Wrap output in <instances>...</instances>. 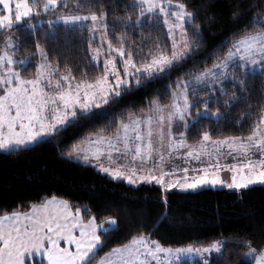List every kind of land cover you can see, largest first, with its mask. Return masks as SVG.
Segmentation results:
<instances>
[{"label":"snow or ice","instance_id":"6c2138e0","mask_svg":"<svg viewBox=\"0 0 264 264\" xmlns=\"http://www.w3.org/2000/svg\"><path fill=\"white\" fill-rule=\"evenodd\" d=\"M241 2L236 0L231 13L241 27L209 53L211 63L205 59L200 68L193 61L191 69L171 80L173 70L202 46L205 20L214 19L200 18L202 4L0 0V153L52 141L59 147L58 138L68 128L88 118L106 119L126 93L169 76L165 90L145 107L119 116L113 112L106 124L73 141L61 156L92 164L128 185H159L165 204L173 189L220 186L242 198L253 186L264 187V89L257 95L249 88L257 78L264 81V0H252L247 9L240 8ZM248 11L252 14L242 19ZM153 32L156 37L146 42ZM134 33L140 34V42L131 38ZM60 38L65 45L75 39L73 47L84 46L87 72L67 58L61 65L59 53L50 52L49 41ZM89 72L95 74L88 78ZM240 104L245 108H237ZM233 109L241 117L237 124L250 120L246 130L242 125L238 134L214 135L209 124L231 122ZM177 157L185 165L198 164L169 167ZM229 157L231 162L222 163ZM116 160L123 163L113 167ZM118 227V217L98 216L87 204L74 205L56 195L41 196L38 202L21 200L11 210L0 209V264H28L30 259L34 264H161L162 259L183 264L182 257L193 254L200 257L199 264H212L213 252L225 259L226 239L165 247L143 225L100 255ZM233 247L240 250L238 258L264 264V242L255 246L243 237ZM227 264L233 262L228 259Z\"/></svg>","mask_w":264,"mask_h":264},{"label":"trees","instance_id":"16d2710c","mask_svg":"<svg viewBox=\"0 0 264 264\" xmlns=\"http://www.w3.org/2000/svg\"><path fill=\"white\" fill-rule=\"evenodd\" d=\"M119 2V0H117ZM190 6L203 5L199 15L205 20L203 24L204 42L195 49L180 68L170 74L171 80L181 72L191 69L193 61L202 68L203 61L211 63L209 53L229 38L241 27L239 19H233L231 13L236 0H188ZM259 2V0H257ZM252 0H242L241 9H247ZM252 11H255L253 9ZM252 11L244 13L242 19H247ZM111 23V20H109ZM147 31V30H146ZM153 32L146 42L156 37ZM140 42V34L134 33L131 37ZM161 41L166 38L161 34ZM77 41L65 45L63 38L49 41L47 47L59 53V62L63 65L65 58L81 71L88 61L85 57L84 46L73 47ZM25 53L21 51L18 55ZM102 66V65H101ZM74 74L79 73L74 68ZM95 73L89 72L88 78ZM170 82L169 76L156 80H148L137 89L126 93L104 120L88 118L79 124L62 132L57 142L37 144L30 150L13 154L0 153V209L11 210L18 201H35L44 195H56L72 201L74 205L87 204L92 211L99 215H114L118 217L119 227L107 239L100 255L110 247L119 245L130 239L138 226L143 230H151L152 238L159 240L165 246H185L188 244H207L218 238L228 241L224 249V260L213 257L212 264H227L230 259L233 264H252L240 256V250L233 247L237 238L248 237L253 245L260 246L264 242V187L256 185L246 191L242 198L233 190L207 188L197 191L170 190L167 203L162 199L159 185H128L122 180H112L106 174L100 173L95 166L76 160H68L61 156V152L73 141L83 137L88 132L99 128L112 118L113 112L119 116L131 110L138 112L145 107L149 99L163 92ZM251 91L260 93L264 89V81L259 78L249 85ZM163 100L164 97H161ZM253 100L256 99L254 95ZM244 109V104L237 106ZM239 112L233 109L231 122L219 126L209 124L215 134H238L242 125L250 123L243 119L241 124ZM205 123H208L205 121ZM193 141V133L189 134V142ZM39 258L37 257V261ZM28 264H34L30 259ZM183 264H199L198 261H187Z\"/></svg>","mask_w":264,"mask_h":264},{"label":"rangeland","instance_id":"374dc122","mask_svg":"<svg viewBox=\"0 0 264 264\" xmlns=\"http://www.w3.org/2000/svg\"><path fill=\"white\" fill-rule=\"evenodd\" d=\"M99 42V37H97V43ZM102 61H103V57H101L100 58V65H102ZM115 155V154H114ZM75 160V159H74ZM231 160V158L229 157L228 158V160L227 161H222V163L223 162H228V161H230ZM76 161H78V160H76ZM80 162H82V161H80ZM84 163V162H83ZM103 163H105V165H109V161L107 160V159H104L103 160ZM112 163V166L114 167L117 163H123V161L122 160H116V161H113V162H111ZM198 164V162L197 161H191V163L190 164H188V165H185V162H184V160H183V158H180V157H177V158H174L173 160H171V161H169L168 162V166L169 167H171V166H177V167H184V166H189V167H192V166H195V165H197ZM89 165H92V164H89ZM92 166H94V165H92ZM222 175H224L226 178L230 175L229 173H227V172H225V173H222ZM123 181V180H122ZM125 182V181H124ZM216 188H220V189H227V188H225V187H220V186H217ZM188 191H192V190H188ZM197 191V190H196ZM153 239H155V238H153ZM218 239H224V238H218ZM217 240V239H216ZM163 245V244H162ZM165 246V245H164ZM186 246V245H185ZM165 247H172V246H165ZM177 247H183V246H176V247H172V248H177ZM162 256H163V254H161ZM213 257H220V254H218V253H215V252H213L212 254H211V259L213 258ZM246 260H248V261H250L252 264H254V260H250L249 258H247V257H244ZM182 261H183V263H185V262H187V261H200V257L199 256H197V255H195V254H193L191 257H188V256H184V257H182ZM153 264H154V262H153ZM161 264H167V261H164L163 259H162V261H161Z\"/></svg>","mask_w":264,"mask_h":264},{"label":"crops","instance_id":"0c3cea01","mask_svg":"<svg viewBox=\"0 0 264 264\" xmlns=\"http://www.w3.org/2000/svg\"><path fill=\"white\" fill-rule=\"evenodd\" d=\"M228 162H231V160L230 161H228ZM177 175H180V173H177ZM216 189H220V188H216ZM39 258V257H38Z\"/></svg>","mask_w":264,"mask_h":264}]
</instances>
